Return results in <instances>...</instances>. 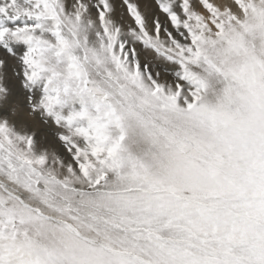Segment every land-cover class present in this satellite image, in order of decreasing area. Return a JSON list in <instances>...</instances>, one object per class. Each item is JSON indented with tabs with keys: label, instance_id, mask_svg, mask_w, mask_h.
Returning <instances> with one entry per match:
<instances>
[{
	"label": "snow or ice",
	"instance_id": "6c2138e0",
	"mask_svg": "<svg viewBox=\"0 0 264 264\" xmlns=\"http://www.w3.org/2000/svg\"><path fill=\"white\" fill-rule=\"evenodd\" d=\"M0 264H264V0H0Z\"/></svg>",
	"mask_w": 264,
	"mask_h": 264
}]
</instances>
